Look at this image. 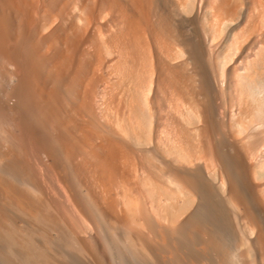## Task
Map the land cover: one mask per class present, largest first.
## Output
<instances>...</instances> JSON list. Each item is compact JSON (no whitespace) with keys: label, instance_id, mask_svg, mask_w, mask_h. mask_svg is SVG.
<instances>
[{"label":"bare ground","instance_id":"1","mask_svg":"<svg viewBox=\"0 0 264 264\" xmlns=\"http://www.w3.org/2000/svg\"><path fill=\"white\" fill-rule=\"evenodd\" d=\"M199 2L189 17L188 0H0V264H32L35 251L42 264H143L117 234L130 228L134 209L147 226L132 229L151 253L146 264H264L262 241L243 231L239 195L253 199L232 164L222 182L235 190L226 197L200 161L193 166L205 154L215 161V142L227 156L238 143L232 130L223 138L210 128L216 74L205 33L237 14L254 27L256 2ZM229 74L220 100L235 95L234 68ZM134 86L150 91L148 131L125 99ZM181 107L202 124L190 128ZM172 197L196 202L177 225L187 230L183 248L166 245L161 232ZM208 210L236 226L206 227Z\"/></svg>","mask_w":264,"mask_h":264},{"label":"rangeland","instance_id":"2","mask_svg":"<svg viewBox=\"0 0 264 264\" xmlns=\"http://www.w3.org/2000/svg\"><path fill=\"white\" fill-rule=\"evenodd\" d=\"M263 1L264 0H262V2L261 0H255L256 4L253 2L255 4L254 8L256 9H254L255 11L253 10V16L254 14L256 16H254L253 18L255 24L254 27L252 25L250 26L248 23H245L246 21H241L240 15L237 14L235 16L236 19L234 18L231 21L226 20L221 29L217 28L218 31L215 30L210 33H205V39L207 42L206 46H208L207 50L209 51V55L207 54L206 57L208 60L210 58H208V56L213 57L211 58L212 60L210 59L211 62H209L210 60L207 61V59L206 61L208 64H213L214 72L216 74L213 80H209L212 106L211 108L208 107L207 109L209 112L208 115L210 114V120L211 118H213L212 115H214L213 123L210 121V128H218V131L221 133L223 138L224 136H226L225 134H231L230 130H232L233 136L236 135L234 138H238L237 140H234L238 143L234 144L228 149L229 155L227 156V148H225V143H220L223 144V147L220 149L219 144L215 142L214 146L212 145V149L214 152L213 158L215 159V161L212 159V157H209V155L205 154L204 157L194 160L193 166L198 165L197 162L200 161L199 164H201L203 168H205V170L207 168L206 175L208 176V179L216 184L217 189L220 191V193L224 197H226L228 191L235 190L231 189L230 181H228V184L227 182L226 184L222 182V179H225L226 181L227 179L229 180V177L227 178L228 173L226 172V167L231 168L232 164L234 175L238 178L241 186H244L246 191L248 190L250 196L253 199V201L250 202L249 200H243L244 197L239 195L240 197L238 200V205L243 208L244 222H242V226L244 227L243 231H245V237L247 236V238H260V240L262 241V248L264 249V10H262L264 8V5L261 7V4L264 3ZM200 4L203 3L199 2V0H188L185 14L189 17H192V15L194 16L201 10ZM240 4H244V0L243 3L241 0ZM254 4H252V6ZM251 8L253 9V7ZM243 22L245 24H243ZM186 54L185 51H183L179 59H185V57H187ZM233 68L235 75L233 74L232 78H235V95H233V98H231L230 101H226L227 98L221 99V104L220 97H222V95H225V93L221 95V92H223L228 87L227 84L229 85L231 79V74L229 73H232ZM228 75L230 76V78ZM201 78H205V75L202 74ZM214 80L216 82L218 81L219 83L217 82L216 84ZM220 86H222L220 88L221 91L219 90ZM133 88V94H126L125 99L132 103V105L134 106V113H132V117L138 118L142 127L148 131L153 126V122L150 117V110L148 107L150 91L146 90L145 92H140L138 86H134ZM222 89L224 90L222 91ZM214 94L216 97L214 96ZM225 97L226 96L222 98ZM131 99L133 101H131ZM224 104L225 106H227L228 104L225 110H223L225 107H223ZM120 108L122 111L124 108V104H122ZM181 110L183 112L181 114L178 113L179 119L184 120L190 128L200 126L201 116H197V114H195V112L190 108L187 109L181 107ZM213 111H215V113ZM221 111L223 113V117ZM225 111H227L228 113ZM241 113L247 115L248 117H244L243 115L242 116L244 118L241 117ZM224 116H226L225 121L227 122V125L228 121L232 119V129H229L228 126L225 127L223 121ZM198 117L200 118V121ZM215 120L218 125H215ZM126 122L129 124L128 119L126 120ZM132 140L134 143H136V137H133ZM142 142L143 145H148L144 140H142ZM137 143H139V141H137ZM219 150L221 151V153ZM143 194V196H146L144 197L145 200L147 198V200L149 201V191L146 189V191H143ZM182 200L183 201H179V199L175 200V197H172V199L168 200L167 203L162 205L159 219L160 221H162L161 223L164 226V228L162 227L161 231L163 238H166L164 237L166 235L168 238L166 239L167 243L165 242V244H171V246L178 245L179 247L183 248L185 242H182L181 239L183 240V238L187 237V230L185 231V228L183 229L179 226L182 224L183 220L187 218L189 213L194 209V207L196 206V202L195 200H189V198ZM209 211L210 210H208V213L206 214L207 216H205V219L203 221V223L206 224V227L211 225L212 227L210 226L209 228L220 230L221 227L225 225V222L226 225L229 223L226 220H224V223L218 222L215 218H213V216L211 215L212 213H210L209 215ZM139 217V211L134 209L131 212L130 228L117 229V234H119L120 238L119 244H122V248L124 247V249H126V252L129 255L128 257L131 260L137 261V259L135 258V256H137L145 262H143V264H146L148 259L150 258L151 253L147 252L143 248V246L140 245V243L137 244V241L132 239L135 238V233H133L132 229L136 231V233H141V231L147 233V226H145L144 222L142 223L140 221ZM218 223L219 225H217ZM221 224L224 225L221 226ZM230 226L231 225L229 224L226 227L230 228ZM232 226L235 227V223L232 224ZM174 242L176 243V245H174ZM189 244L192 246V243L190 241ZM35 248H37V246ZM9 251L12 252V250L10 249ZM81 253L84 254V251H81ZM34 255V259H31L32 264H35L36 262L42 264V259H40L39 257V252L35 251ZM191 256L193 255L189 254V258H191ZM89 259L90 264H95V259ZM194 262H196V264L199 263L196 260ZM192 263L193 260H189V264Z\"/></svg>","mask_w":264,"mask_h":264}]
</instances>
